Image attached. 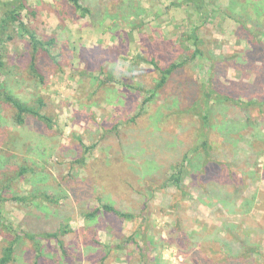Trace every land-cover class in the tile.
Instances as JSON below:
<instances>
[{
  "label": "rangeland",
  "instance_id": "374dc122",
  "mask_svg": "<svg viewBox=\"0 0 264 264\" xmlns=\"http://www.w3.org/2000/svg\"><path fill=\"white\" fill-rule=\"evenodd\" d=\"M79 2L84 17L68 0H27L20 12L53 41L50 55L36 53L41 79L29 71L28 38L7 29L1 89L49 121L18 124L0 100V257L13 241L8 264H142L127 238L144 248L147 235L156 249L145 256L157 264H264V0H199L205 23L191 0ZM194 28L202 56L189 59ZM183 59L155 88L147 61ZM251 99L244 110L232 101ZM176 164L182 193L170 182ZM101 204L135 217L114 218ZM59 227L70 230L64 253L36 237ZM242 245L259 254L236 263Z\"/></svg>",
  "mask_w": 264,
  "mask_h": 264
},
{
  "label": "trees",
  "instance_id": "16d2710c",
  "mask_svg": "<svg viewBox=\"0 0 264 264\" xmlns=\"http://www.w3.org/2000/svg\"><path fill=\"white\" fill-rule=\"evenodd\" d=\"M68 1L73 6L74 10L79 13L80 17H84L85 15H87L89 13V10L87 8L83 7L80 4L79 0H68ZM191 2L194 5V8L196 10L198 17L204 18V21L202 23L207 22V19H209L208 18L209 16H206V13H204V11H202L201 5L199 4L201 2H199V0H191ZM2 5L4 6V10H3L1 18H0V70L2 69L3 64H4V62L2 61L3 50H1V49H2L3 43H5V40L11 39V35H9L8 31H7L8 28H11L13 30V32L16 33V35H18L20 37H27L28 38L29 44H30V49H31V62L29 65V71H30L31 75H33L34 77H36L38 79H41L40 73L38 72V69L36 66V53L41 49H45L46 53L48 55H50L49 54L50 52H49L47 46L52 44L53 41L50 40L48 42H42L36 36V34L28 27V25L22 21L20 12L22 10L29 11L27 0H7V1L2 2ZM196 29H198V28H194L192 30V32L187 36L188 37L187 40H190L192 45H194V47H195L194 51L191 52L192 54H190L189 59H195V57L197 55L202 56V51L200 50V48L198 46L199 40L196 37V34L194 33ZM263 33H264V31H263ZM189 59H183V60H180L179 62H174V63L170 64L167 68H160L159 66L154 64V61H152V60L147 61L155 67L157 73L159 74V78L157 80V84H156L155 88L163 87L166 84L169 76L174 72V70L179 68V67H182L186 63V61H188ZM210 86H211L210 90L213 91L216 95L220 96L218 94L219 89L216 86V80L211 79ZM1 88H2V85L0 84V100L4 101L5 103H8L15 110L14 120L16 123L22 124L25 120V116H27V115H31L33 117H36L38 120H43L46 122L49 121V118L42 115L37 109H34L33 107L28 106V105L20 102L17 98L13 97L7 91H3ZM232 101L237 107H239L240 110H244V109L251 108V107L255 106V102L253 99H251L247 102H239L237 100H232ZM259 105H262V103ZM196 106H198V105L194 104L193 109H195ZM194 112L197 113L196 111H194ZM200 117H202L200 120L201 121L200 127L202 129L201 134H200V136H202L201 137V139H202L201 145L204 148V151H203L204 152V163L203 164L204 165L208 164L211 167L209 169V171H211L212 168H213V170H215V168H217V165L214 161H209V159H210L209 147L206 146L208 144V142H207V138L205 139V137H203L206 135L205 134L206 132H203V129L208 124L206 121L207 115L200 116ZM204 165L202 167L204 169L203 170V174H204L203 178H207L208 168L206 166L204 167ZM181 171H182L181 165L176 164L174 166V172L170 176V182H173V184L175 185L177 190L180 191V193L183 192V189L180 185ZM39 197L44 199L45 201H52L51 198H49V196H47L45 194L40 195ZM14 199L20 200L23 198H20V199L14 198ZM1 200H4V198L2 197V195L0 193V201ZM177 201L178 200H176L175 203H179ZM100 210H102L106 214L112 215L114 218H118L120 220H132L135 217L133 214L120 211L119 209H116L113 206H110L107 204H101ZM98 211L99 210H96L95 212L88 214V217L89 218L94 217L95 213H97ZM69 231L70 230H65V229L59 227L54 232L38 233L36 237L40 238V239H44V240H53L54 242H56L58 244L62 253H64L63 237ZM181 237H182L181 238L182 242H184L186 238H189L188 233H184ZM140 239L143 242L144 248L139 247L138 242L135 240V236L134 237L130 236L129 238H127V241L129 243L133 244L135 246V248L138 250L139 256L142 260L141 261L142 264H157L156 258L150 259V258H147L145 256L147 253L149 254L150 250L156 249L155 248L156 244L155 245L153 244L152 238L147 237V235H142V236H140ZM243 249H244V252H243ZM13 250H14V242L12 241L4 247V249L2 251V256L0 257V264H8L12 260V256H13V252H14ZM254 254H259V252L257 251V249L254 245H252V246L242 245L241 251L238 252L236 254L235 258H232V260H236L235 261L236 263H241L242 259L246 260V259L250 258L251 255H254ZM230 257L231 256H229V258ZM34 264H36V263H34ZM192 264H196V263H192ZM199 264H209V263H199ZM215 264H222V263H215Z\"/></svg>",
  "mask_w": 264,
  "mask_h": 264
}]
</instances>
